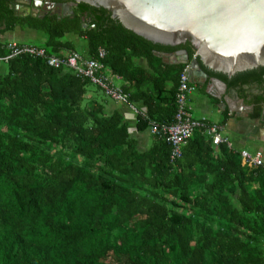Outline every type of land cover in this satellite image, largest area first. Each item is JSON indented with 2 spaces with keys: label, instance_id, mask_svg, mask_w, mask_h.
Instances as JSON below:
<instances>
[{
  "label": "trees",
  "instance_id": "16d2710c",
  "mask_svg": "<svg viewBox=\"0 0 264 264\" xmlns=\"http://www.w3.org/2000/svg\"><path fill=\"white\" fill-rule=\"evenodd\" d=\"M14 1L0 0V57L17 29L42 34L35 46L46 57L97 60L102 49L103 73L147 116H137V132L175 122L187 65L162 56L186 50L191 60L189 44L149 42L84 3L59 17L15 13ZM46 57L0 62V264H264L263 167L214 145L206 119L174 161L162 131L140 150L123 116L108 111L113 100ZM202 68L243 98L245 86L257 91L248 104L260 117L264 67L230 79Z\"/></svg>",
  "mask_w": 264,
  "mask_h": 264
},
{
  "label": "water",
  "instance_id": "95a60500",
  "mask_svg": "<svg viewBox=\"0 0 264 264\" xmlns=\"http://www.w3.org/2000/svg\"><path fill=\"white\" fill-rule=\"evenodd\" d=\"M60 1L102 8L124 29L152 43L171 47L189 44L194 50L191 60L186 50L175 54L182 55L179 61L187 65L192 78L207 77L202 66L228 79L264 67V0ZM26 4L34 9L42 5L36 0ZM18 5L14 1L15 13ZM214 81L226 89L224 82Z\"/></svg>",
  "mask_w": 264,
  "mask_h": 264
},
{
  "label": "crops",
  "instance_id": "0c3cea01",
  "mask_svg": "<svg viewBox=\"0 0 264 264\" xmlns=\"http://www.w3.org/2000/svg\"><path fill=\"white\" fill-rule=\"evenodd\" d=\"M29 36H32V33L15 31L6 33L3 38L7 43L11 40L19 42ZM22 43L24 42L22 41ZM175 53L162 56L163 62L172 64L173 61H176V64H180L179 59L182 55L178 56ZM140 64L145 66V61L140 60ZM214 79L217 78L208 75L204 78L191 77L192 82L196 85L195 92L189 97L193 116L198 119H206L220 126L221 134L229 139L234 150L238 152L245 150L251 154L261 153L264 161V106L260 117L253 119V107L248 104V101L257 94V91L255 92L252 87L245 86L243 98L238 89H228L227 85L226 89H223ZM112 103L113 105L109 107L108 111L117 110L127 122L129 132L136 140L138 148L140 150L147 149L152 141L151 136L148 131L137 132L136 119L138 115L125 104L118 107L115 106L116 102ZM136 108L138 111H143L142 108L137 106Z\"/></svg>",
  "mask_w": 264,
  "mask_h": 264
},
{
  "label": "built area",
  "instance_id": "2783aa9c",
  "mask_svg": "<svg viewBox=\"0 0 264 264\" xmlns=\"http://www.w3.org/2000/svg\"><path fill=\"white\" fill-rule=\"evenodd\" d=\"M4 50L7 52L6 56L0 57V62H7L9 59L20 56L30 55L34 57H46L45 51L35 45L20 43L15 40L8 41L4 45ZM105 58V51L98 50L97 60H87L77 52H70L64 57H57L50 55L46 57L49 67L60 69L66 68L73 70L76 75L88 79L93 85L99 87L105 96L116 103L125 104L134 111L137 115L147 118L143 111H138L136 106L128 102L129 95L126 94L119 85H116L117 76H107L103 72L106 70L101 60ZM186 66L183 74L180 77L179 90L176 95L177 112L175 115V122L170 125H163L161 128L153 121L149 122V133L159 134L160 131L167 137V141L173 146L171 151L172 161L178 159L181 154L180 146L190 138L195 128L204 127L203 118L192 120V109L188 103L187 97L195 91V86H190L192 83L187 73ZM208 135L212 138L214 145L226 144L231 147V143L227 137L221 134V127L216 124L209 125L207 128ZM240 158L243 164L249 167H263L264 161L261 153L251 154L248 151H240Z\"/></svg>",
  "mask_w": 264,
  "mask_h": 264
},
{
  "label": "flooded vegetation",
  "instance_id": "af4514ba",
  "mask_svg": "<svg viewBox=\"0 0 264 264\" xmlns=\"http://www.w3.org/2000/svg\"><path fill=\"white\" fill-rule=\"evenodd\" d=\"M15 1L19 4L18 5L19 9L17 13H20L24 16H27V15L36 16L37 14L49 13L51 15L65 17V16L71 15L70 13L73 12V9L75 8V5L72 4L71 2L63 3L60 1H55L51 3V2H46L45 0H36V1H41L42 5L40 7L38 5V7L34 9L32 7V4L29 7L26 6L27 5L26 3L28 0H15ZM23 1H26V2L23 3ZM30 1H34V0H30ZM68 3H70V5H67ZM13 6H14V2H13ZM21 9H24V11ZM26 9L27 10L29 9V11H27ZM16 31H20V30L17 29Z\"/></svg>",
  "mask_w": 264,
  "mask_h": 264
},
{
  "label": "rangeland",
  "instance_id": "374dc122",
  "mask_svg": "<svg viewBox=\"0 0 264 264\" xmlns=\"http://www.w3.org/2000/svg\"><path fill=\"white\" fill-rule=\"evenodd\" d=\"M67 5H70V3H68ZM29 32V34H31L32 33V36H29V37H26V38H23L22 39V41L24 42V43H27V44H31V45H39L40 43H42V41H43V35L42 34H37V33H35L34 34V32H30V31H28ZM17 38H20V37H17ZM70 39V38H69ZM17 41V40H16ZM22 41H19V42H22ZM84 47H85V43L82 41V40H78L77 41V49L79 50V51H83V49H84ZM0 65H1V63H0ZM2 68V65L0 66V69ZM121 83V81H119V80H116V82H115V84L116 85H119ZM89 90H92V91H94V90H96L95 89V87L92 85V86H90V88H89ZM99 95L100 96H103V94L102 93H99ZM198 95V94H197ZM112 105H113V103L112 102H110ZM124 104H122V103H116L115 104V106H118V107H122ZM112 107V106H111Z\"/></svg>",
  "mask_w": 264,
  "mask_h": 264
}]
</instances>
